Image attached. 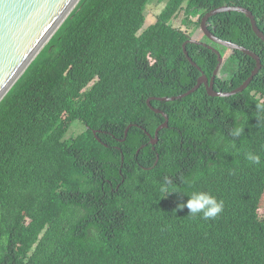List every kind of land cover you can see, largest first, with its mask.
Masks as SVG:
<instances>
[{"label": "trees", "instance_id": "16d2710c", "mask_svg": "<svg viewBox=\"0 0 264 264\" xmlns=\"http://www.w3.org/2000/svg\"><path fill=\"white\" fill-rule=\"evenodd\" d=\"M151 1L81 0L0 102V264H264V41L245 13L208 24L261 56L250 85L154 99L169 127L155 146L145 131L165 121L150 97L190 90L219 62L189 42L201 69L190 62L191 36L175 16L184 10L195 33L206 12L241 5L264 31V0H169L139 33ZM256 65L234 51L215 88H237ZM76 121L85 129L67 137ZM165 180L176 192L161 191ZM192 191L222 200V213L204 220L178 209Z\"/></svg>", "mask_w": 264, "mask_h": 264}, {"label": "water", "instance_id": "95a60500", "mask_svg": "<svg viewBox=\"0 0 264 264\" xmlns=\"http://www.w3.org/2000/svg\"><path fill=\"white\" fill-rule=\"evenodd\" d=\"M81 0H0V102L25 73L30 64L50 42L65 20L74 11ZM239 11L245 13L250 18L255 33L264 41V31L259 27L254 13L247 7L241 5H221L205 13L201 20V30L207 38L232 51L240 50L252 56L257 61V65L251 75L237 88L230 91H221L215 88V80L224 62L221 50L213 43H207L194 38H189L183 45L190 62L199 70L200 66L193 60L187 49L189 42L203 44L212 49L218 55V65L210 79L204 72L199 77L197 84L190 90L173 96H153L148 99L149 106L165 117L153 136L149 131H145L150 136L151 144L156 145L159 141L160 131L169 127V115L156 108L152 100L170 101L185 97L202 85H205L208 93L212 96H231L243 92L251 83L255 75L262 67L261 56L251 49L236 42L222 39L209 28V19L221 12ZM133 126L130 124L125 133L123 141L127 138L129 130Z\"/></svg>", "mask_w": 264, "mask_h": 264}, {"label": "clouds", "instance_id": "9594fccd", "mask_svg": "<svg viewBox=\"0 0 264 264\" xmlns=\"http://www.w3.org/2000/svg\"><path fill=\"white\" fill-rule=\"evenodd\" d=\"M146 15V14H145ZM205 15V14H204ZM155 23V22H154ZM146 24V22H145ZM150 26V25H149ZM147 26L146 29L149 27ZM144 27V26H143ZM145 29V30H146ZM200 30H201V26H200ZM201 32L204 34V32L201 30ZM192 38V37H191ZM207 43H213L211 42L207 36ZM214 45L217 46V43H213ZM220 45V44H219ZM221 47H224L222 45H220ZM218 47V46H217ZM220 50L221 48L218 47ZM229 49V48H227ZM230 50V49H229ZM232 51V50H231ZM236 51V50H235ZM253 51V50H252ZM222 52V51H221ZM234 51H232L233 53ZM255 52V51H254ZM257 53V52H256ZM223 56H224V62L227 60V58H225V54L222 52ZM262 59V58H261ZM256 60V59H255ZM222 67V66H221ZM221 70V69H220ZM220 73V71H219ZM219 75V74H218ZM217 75V76H218ZM217 78V77H216ZM216 81V80H215ZM183 98V97H182ZM180 99V98H179ZM176 100V99H175ZM162 110V109H161ZM163 115V114H162ZM170 123V121H169ZM243 132V128L241 127H236L234 128L231 132L230 135L234 138L236 137H240L241 134ZM246 158L252 163V164H260L261 160H260V156L259 155H255L252 153H248L246 154ZM171 185V181L170 180H165L162 183L161 186V191L166 194L168 193H172V192H176V191H168L169 186ZM188 199L185 203H181L178 205V209H183V208H187L189 210V215L192 216H197V215H201L202 219L204 220H209V219H215L219 214L222 213L223 208H224V203L222 200H218L216 196L212 195L210 192L207 191H192L190 194H187Z\"/></svg>", "mask_w": 264, "mask_h": 264}, {"label": "rangeland", "instance_id": "374dc122", "mask_svg": "<svg viewBox=\"0 0 264 264\" xmlns=\"http://www.w3.org/2000/svg\"><path fill=\"white\" fill-rule=\"evenodd\" d=\"M168 1L169 0H164V1L152 0L149 3V6H147L146 10H145V14H146L145 22H146V24H144V27L140 30L139 33H142L146 29L147 26L156 22L157 16L165 8ZM201 14H202V12H200V11L194 12L192 15V19L197 20ZM185 17H186V15H185L184 10H181L179 12V14L176 15L175 18L172 20L173 25L175 27H179L183 30H186L192 38L206 42L207 41L206 35L203 34L201 32V30H199V29L194 33V31L197 28L194 29V27L192 25L187 24L185 22ZM193 33H194V35H193ZM223 49H224L225 58L229 57L232 54L231 50H229L227 48L226 49L223 48ZM230 62H233V61L230 60ZM223 66H224V62L222 64L221 70H222ZM228 66H234V64L229 65V63H228ZM225 68H227V67L225 66ZM84 129H85L84 124L81 121H76L72 125V128L70 129V131L68 132L67 137H77Z\"/></svg>", "mask_w": 264, "mask_h": 264}]
</instances>
